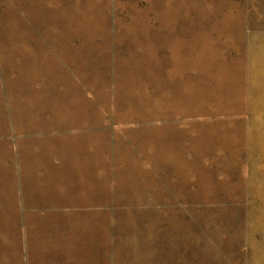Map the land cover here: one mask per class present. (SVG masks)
Here are the masks:
<instances>
[{
    "label": "rangeland",
    "instance_id": "374dc122",
    "mask_svg": "<svg viewBox=\"0 0 264 264\" xmlns=\"http://www.w3.org/2000/svg\"><path fill=\"white\" fill-rule=\"evenodd\" d=\"M2 171L0 264H264V0H0Z\"/></svg>",
    "mask_w": 264,
    "mask_h": 264
},
{
    "label": "crops",
    "instance_id": "0c3cea01",
    "mask_svg": "<svg viewBox=\"0 0 264 264\" xmlns=\"http://www.w3.org/2000/svg\"><path fill=\"white\" fill-rule=\"evenodd\" d=\"M46 176L51 177V179ZM40 181L52 183L40 184L30 194L29 178L23 172H0V227L22 228L28 224V214L48 213L61 207L60 199L53 196L60 191V175H46ZM45 179V180H44ZM38 180V179H37ZM103 186L106 182H93L92 185ZM46 193H52L45 196Z\"/></svg>",
    "mask_w": 264,
    "mask_h": 264
}]
</instances>
